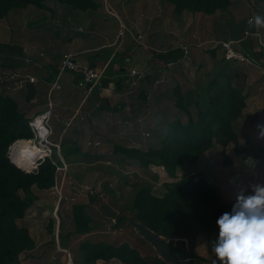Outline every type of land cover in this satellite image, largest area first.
Masks as SVG:
<instances>
[{"label": "rangeland", "instance_id": "374dc122", "mask_svg": "<svg viewBox=\"0 0 264 264\" xmlns=\"http://www.w3.org/2000/svg\"><path fill=\"white\" fill-rule=\"evenodd\" d=\"M96 1L100 3L98 9L78 10L56 0H45L51 10L38 9L33 5L25 8L15 7L5 17L0 18V42L9 44L8 46H0V91L14 97L18 101L20 109L25 111L27 117L30 118L34 111L45 109L42 101H45V93L50 90V84L45 83L44 78L53 77L52 73L56 71V64L59 60V53L56 52L70 46V40L73 42L72 45H75L73 48L79 47V44H90V42L92 45L95 44V47H100L102 43H106L109 39L112 46L113 44L120 45L119 47L118 45L113 46L114 48L125 49L127 45H137L133 41L134 37L138 42L142 43L144 46L143 50L153 52V47H160L155 45L159 42L158 32L161 34L164 31L163 35L166 32L169 35V40L165 35L163 37L164 41H169L168 44L186 46L188 50L191 47L190 53L188 52V55L181 60L184 61L182 63L187 62L190 68L187 66L186 74L179 76L178 88H172L174 96L172 95L171 99L164 100V105H155V108H159L164 115L159 116L158 112L156 115L153 111L148 114L149 118L144 116L140 120L141 123H136L137 125L135 126L136 118L130 119V117L133 115L136 117L137 114L131 110L129 115H127L129 119L126 120L127 127L124 128V133H127V136L131 135L135 129L142 127L145 139L144 144L141 145L144 148L143 150L149 146L158 147L161 144L164 129L170 119L178 116L183 121H186V108L189 109L191 107L193 114H195L198 102H201L203 106L205 105L204 87L208 83L207 81L214 77L216 71L223 84L230 82L235 85H243L244 90L246 91V88H248L247 90L250 93L253 92L250 89L258 85L261 69L264 67H256L254 64L225 60L223 58L226 63L215 69L213 65L219 60L221 62L219 51L204 47L205 43L200 46L198 44L208 40L206 46L210 45V43L216 45L214 40L234 39L240 36L244 29L245 19L253 11H259L261 17H264V0H230V5L226 10L217 9L211 15L202 12L191 13L183 11L178 17L173 12L171 4L161 0H152L151 2L154 4L151 9L152 13L163 15L165 20V24L160 26L165 28L161 29L157 27L158 24L154 21L143 20L142 13H144L145 8H143L141 2H138L139 0ZM107 10H110L112 14L110 15ZM155 21L158 22V20ZM122 24L125 28H123ZM78 27H81L83 31H78ZM119 28L124 29L125 34L116 39L114 34H117ZM261 28H264V25H261ZM126 35L130 36L132 40L129 37H125ZM255 43L256 39L251 38L245 42V45L252 46ZM113 47H101V49L105 48L104 51L115 55L116 52L113 51ZM136 47H139V45ZM99 51L100 48L91 53ZM205 59L204 68H196L199 62ZM253 60L254 62L257 61ZM133 62V60L126 61L127 67ZM228 67L229 70L227 69ZM167 68L163 69V76L164 72H167ZM202 68L207 72L205 76ZM62 72L65 76H68V74L72 75V84L71 79L67 80H70L71 87L75 88L74 71L64 69ZM243 76H249V79L245 82ZM30 79L35 81L33 82ZM156 80H160V78H156ZM27 81L36 84L38 88L37 97L32 101L24 99ZM252 81L253 85L247 87L250 84L249 82ZM61 82L63 83L64 79H61ZM98 86H100L99 83L92 85L96 90H99ZM107 87L113 91L119 90L118 86V89L113 86V83L108 84ZM258 87L260 89V85ZM90 88H86L85 92L90 91ZM131 91L132 93L134 92L133 90ZM60 92L62 93V91ZM60 92H57V96L61 94ZM85 92L83 90L81 93ZM152 94L153 92L149 98V93L148 91L146 92L148 100L152 98ZM76 101L79 100L76 99ZM75 102H71V107H73L72 105ZM154 103L156 101L153 98L150 100V104L154 106ZM93 105L95 103L91 106ZM31 108L33 109L32 112H30ZM160 117L162 118L161 121L157 119ZM164 118L167 119L166 122H162ZM119 119L121 120L122 118ZM154 120L158 121L155 122ZM236 123L245 130L249 127L246 130L247 132L245 131L239 137L240 142L246 141L244 144L255 150L256 143H253L252 122L239 120ZM49 126L55 132V135L50 133L48 137L50 140L60 137L65 132L62 130L64 123L59 121L55 114L50 118ZM68 128H71V126ZM128 139L127 141H129ZM87 140L88 135L81 133L75 136L74 145L68 143L60 149V152L64 151V153L66 150H71L69 151L70 153L79 150V152L83 153L84 159H78V161L85 160L89 164L77 163L78 161L75 160L74 156L67 153L63 154L64 157L66 156L70 160H67L69 163L67 170L58 176L62 195L67 197L62 199L59 204V214H57L59 218H55L54 215L57 194L53 188L39 190L33 185L29 191H19L21 196L31 197L32 204L25 212V215L17 220V223L20 226L28 227L34 244L31 249L21 252L13 264H89L84 262L79 249L80 242L84 240H104L116 244L128 241L149 262L152 261L153 257L159 256L158 251L136 230L134 223L137 221L132 220L134 213L127 209V199H130L131 195L135 194L143 185L151 186V193L159 196L165 190L164 183L177 181L187 175L178 176L175 173V177H170L169 175L168 177L166 176L167 172L161 168L160 175L156 172L155 176V173L152 172L156 170L153 171L151 165L148 166V169L142 168L133 158L112 150L111 144L107 145L105 141H103L105 145L101 147V143L98 149L88 148L86 146ZM262 141L263 139H259L257 145L263 146ZM112 142L118 144L117 140L113 139ZM216 145L218 146L219 144ZM232 148L233 143H229L225 148V153L229 154L233 160L231 165L223 166L222 146L219 145L214 153L211 152L212 156L210 155L211 162L209 165H211L212 173H207L205 176L202 175L212 184L218 185L216 182L224 178L225 183L230 188H235L236 191L241 189L242 186L250 190V183L263 181L264 160L257 162V159L250 157L241 159L233 154ZM89 149H94V151ZM56 153L58 154L59 150L53 148L52 156L56 157ZM74 166H80L77 167L79 170L76 173L72 170ZM253 168L256 170L259 168L255 177ZM197 170L199 169L196 168L191 171L189 175H201V172H197ZM233 173L236 176L232 178L231 176L235 175ZM221 175L222 177H217ZM91 194L96 196L93 202L88 201V197ZM71 197H75V202L86 203V210L92 218V232L90 235L75 233L73 217L70 211L71 201L68 199ZM119 217L121 218L119 219ZM59 219L60 222H57ZM53 221L54 224L52 225ZM216 234L217 231L212 230L206 232L203 236L199 235L202 238L198 240L199 236L196 237L193 250L202 256L203 259H196L193 264H213L214 254L208 246V241L214 239ZM186 260L182 261L185 262ZM94 264L122 263L117 260H97Z\"/></svg>", "mask_w": 264, "mask_h": 264}, {"label": "trees", "instance_id": "16d2710c", "mask_svg": "<svg viewBox=\"0 0 264 264\" xmlns=\"http://www.w3.org/2000/svg\"><path fill=\"white\" fill-rule=\"evenodd\" d=\"M56 1L78 10H96L100 6L96 0ZM161 1L171 4L176 15L183 11L211 15L217 9L226 10L230 5V0ZM29 5L51 10L45 0H0V18L15 7L25 8ZM255 12L260 14L257 10ZM8 45L0 42V46ZM240 48L253 58H263L264 61L263 50L254 51L248 45H241ZM154 54L165 69V64L180 59L183 51L176 48ZM26 88L24 99L31 101L36 89L31 81H27ZM205 95V105L198 108L194 115L185 110L186 121L176 116L167 122L158 147L149 146L143 150L115 143L112 150L128 155L144 169H148L151 164L162 166L170 177H175L177 168L187 162L195 166L198 157L216 144L222 146L223 166L233 162L231 156L225 153L229 143H233V154L241 159L259 158L262 149L257 151L241 143L238 131L234 129V122L242 116L246 105L244 86L230 82L223 84L217 74L206 84ZM28 121L29 117L20 109L18 101L0 91V264H13L21 252L31 249L34 244L28 227L17 223L32 204V198L21 196L19 191H29L33 185L39 190H47L54 185L55 164L50 159L42 161L36 170L25 172L8 157L9 146L13 142L32 137ZM164 185L165 190L159 196L151 193V186L143 185L127 199V209L134 213L132 220L170 239L175 262L167 263L159 256L149 262L136 247L126 241L116 244L104 240L80 242L79 249L84 262L94 264L99 259H113L123 264H193L196 259L202 260L203 257L193 250L196 237L208 231H218L216 219L231 209L235 199L230 203L224 201L220 187L208 182L202 174L187 175ZM95 197L89 195L88 201L93 202ZM71 212L75 233H89L92 230V218L86 210V203H73ZM184 259L187 260L183 262Z\"/></svg>", "mask_w": 264, "mask_h": 264}, {"label": "crops", "instance_id": "0c3cea01", "mask_svg": "<svg viewBox=\"0 0 264 264\" xmlns=\"http://www.w3.org/2000/svg\"><path fill=\"white\" fill-rule=\"evenodd\" d=\"M132 1H134V0H132ZM151 1L152 0H139L138 1V2H141L143 8H145L144 13H142V16L144 17L143 20L144 21H154L155 23L158 24L157 27L159 28L160 26L165 24V20H164L163 15L152 13L151 9L154 6V4ZM146 10H148V11H146ZM178 16L179 15H177V17ZM112 18H114V17H112ZM155 20H158V22ZM115 23H116V21H115ZM161 28H165V27L163 26V27H160L159 29H161ZM161 31H163V30H161ZM162 33H164V31ZM162 33L160 34L158 32L159 42H157L155 44V45L160 46V47H158V48L153 47L152 48L153 52L143 50L144 46L142 45V43L138 42L135 39L133 41L137 45H139V47H136L137 45H135V46H128L127 45V47L125 49L124 48L123 49L122 48H120V49L114 48L118 44L112 43L114 46L113 47L111 45V40H109V39L107 40L106 43L105 42H104V44L102 43L100 45V47L99 46L95 47V44L92 45V43L90 42V44H84V45L79 44L80 45L79 47L73 48L75 45H72L73 42L69 39L70 40L69 41L70 46L64 47V48H62L56 52V53H59V55H58L59 60L57 59L58 62L56 64V68H55L56 71H53V73H52L53 77L51 76L49 78H44V82L47 84H50V82H51L50 80L58 74V72H59L58 65L60 63L61 54L64 51L73 52L75 54L76 60L83 62L84 64H88L89 66L97 67L98 69L101 70L102 75H103V78H102L103 80L102 79L100 80L101 86H98L99 90H96L92 86H88L87 88L91 87L90 91L85 92L86 88H78V87H76L77 86L76 84L74 86L75 88L71 87L72 75L68 74V76L67 75L65 76V75H63V72H62L60 74V77H59L60 88L52 90L50 92L51 93L50 95H49L48 90L45 93L46 95L43 93L46 96V97H44V95H43V97L45 98V101L44 100L42 101V104L45 105V109L49 107L48 103L50 102L51 109H52L51 117L55 114V116L58 117V120L62 121L64 123L62 130H63V132L64 131L65 132L62 135H60V137L51 139V141L56 142L59 145V149H58L59 154H60L62 160L64 161V163L67 164L65 171L67 170L68 165H69V163L67 162V160L69 158H67L66 156L64 157L63 154L67 153L71 156H74L76 158L75 159L76 161H78V159H84V157L82 156L83 153L79 152V150L77 152H74V153H70L69 151H71V150H66L64 153V151L60 152V149L68 143H72L74 145L75 136L79 135L81 133H86L88 135V140H92V141L99 140L102 143L101 147L103 145H105L103 143V141L107 142V145L111 144V146L113 147L115 142L113 143L112 140L114 139V140H117L118 144H120V145L128 146V147H138L140 149H144L143 147H141V145H143L145 142L144 132H143L142 127L135 129L133 131V134H131V135L127 136V133H124V131H125L124 128L127 127L126 126V124H127L126 120L129 119V117L127 115H129V112L131 110H132V112L137 114L136 117L134 115L132 117H130V119L136 118L134 126L137 125L136 123L140 124L141 118H144V116L148 117L149 116L148 114L152 113L153 111L156 113V115L158 112V115L162 116V114H163L162 111H160L159 108L158 109L155 108V105H157V106L164 105V102L168 98H170V99L172 98V95H173L172 88H174V87L178 88L179 76H181V75L183 76V74H186L185 70H186V67L188 66L187 62L182 63L184 61H181V60L188 55V52L190 53V48H191L190 47L189 50L187 48V50L185 51L182 46L168 44L169 43V41H168L169 35L167 34V32L164 34L168 38L167 41H164L163 37H165V36ZM125 37H129L131 39V37L128 35H126ZM236 38H238V36L235 37L234 39H236ZM228 39H232V38H228ZM224 40H227V39H224ZM214 41H216V40H214ZM203 43H205L204 47H210L212 49L219 51V53H220L221 62L219 60V62H217L215 65H213V67H215V69H217V67L221 66V64L226 63L223 60V55H222L223 52L219 46H217L213 43H210V45L206 46V43H208V40L207 41L205 40V42L198 44V46L202 45ZM119 46L120 45H118V47ZM98 47L100 48L99 52L91 53V52L99 49ZM101 47H105V48L113 47V49H114L113 51H115L116 54L115 55L109 54L108 51H104L105 48L101 49ZM176 48H179L180 50L183 51V56L180 59L175 60V62L176 61L177 62L179 61V62L175 63L176 64L175 66L168 67L167 72H164V76H163L162 71L164 69L163 68L164 64H162V62H160V61H157L156 54H154V53H162V52L172 50V49H176ZM128 60H133L134 62L127 67L126 61H128ZM171 61H174V60H171ZM205 63H206V59L201 60V62H199V64L197 65L196 68H198V67L204 68ZM132 69H135V71H137V73L136 74H132L131 72L129 73V70H132ZM227 69L229 70V67ZM160 71H161V73H160ZM202 71L205 73V74H203L205 76L207 74L206 70L203 69ZM73 73H74L73 76L75 78V81L77 82V79L79 78L80 74L78 72H73ZM217 74H218V72L216 71L214 76H217ZM156 78H160L162 80H161V82L154 85V81L156 80ZM61 79H64L63 83L61 82ZM67 79H71V84H70V80H67ZM247 79H249V76H243V80L245 82ZM261 79H262V74H260V80L258 82V85H261ZM102 83H103V85H102ZM110 83H113V86L116 89L119 88V90L113 91L111 88L107 87L108 84H110ZM249 83L250 84H248L247 87H250L249 85H253V81L249 82ZM206 84H205V87H206ZM33 85L36 89V93H35V97L32 100H34L38 94V88H37L36 84H33ZM104 85H106V86H104ZM180 85H182V83H180ZM258 85H256L253 89H250L251 91H253L252 93H250L249 90H247L248 88H246L245 93L247 94V98H246L245 110L243 111L242 116L239 117L234 122V129L236 131H238V134L240 137V136H242V133H244L247 129H249V127L245 130L244 128H241L240 126H238L236 122H239V120H242L244 122H246V121L252 122V125H253L252 126L253 127V131H252L253 143H256L255 148L257 149V151H261V149H262V153L260 152L261 153L260 157L257 158L256 161L261 162L264 160V134L261 133L260 129L257 126L260 124H264V96H263L264 94L261 90V86L259 89ZM117 86H118V88H117ZM103 88H106V89H103ZM81 90L82 91L84 90L85 93H81L82 92ZM131 90H133L134 92L132 93ZM60 91H62V93ZM147 91L153 92L151 99L154 98V100L156 101V103H154V106L150 104L151 99L150 100L146 99V92ZM163 91H164V93H162ZM57 92H60L61 94L57 96ZM252 95H253V97H252ZM204 97H206V95ZM76 99L79 101L75 102ZM71 100L75 102L72 105L73 107H71V102H72ZM93 103H95V105L91 106ZM181 106H184V105H181ZM200 107H203V104L201 102H198L197 103V109ZM189 109L186 108V110L188 112L193 114L191 107ZM32 110L33 109L31 108L30 112H32ZM43 110L44 109H39L37 111H34L31 114V117L38 114L39 112H42ZM119 118H122V119L120 120ZM157 119L161 121L162 118L160 117ZM158 120H154V121L157 122ZM166 120L167 119L164 118V121H162V122H166ZM152 124H154V123H152ZM69 126H71V128H68ZM113 127H115V129H113ZM139 129H141V130H139ZM51 133H52L51 135H55V132L53 130H51ZM127 138H129L128 139L129 141H127ZM259 139H263V141H262L263 146L257 145ZM245 142L246 141H243V143H245ZM134 143H136V144H134ZM218 147H219V145L218 146L214 145L212 148H210L209 150H207L203 154H201L198 157L197 163L195 166L190 164L189 162H187L183 166L178 167L176 170V174L178 176L179 175L180 176L181 175H183V176L189 175L191 173V171L195 170L196 168L199 169V170H197V172H201V174H203L204 176L207 175V173H212L211 168H210L211 165H209V163L211 162L210 155L212 156L211 152L214 153ZM88 148L98 149V148H100V146L99 147H88ZM94 149H89V150L94 151ZM76 161H75V163H76ZM105 162H107V161H105ZM77 163L89 164L85 160L84 161H78ZM151 166L153 167L152 168L153 171L156 170L155 172H152V173H155V176H156V172H157V174L159 173V175H160V169L163 167L159 166V165H153V164H151ZM77 167H80V166H74L72 168V170L75 173L79 170ZM163 170H164V168H163ZM257 170L259 171V168ZM257 170L255 168H253L254 177L257 175ZM263 173H264V165H263ZM233 174H235V173H233ZM166 176H168V174H166ZM235 176H236V174L232 175L231 177L233 178ZM217 177H222V175L217 176ZM216 183H218V185H220L219 187L221 189V194H222L223 200L226 202H229V203L233 202V200L236 197V193H237L238 189L236 191L235 188L234 189H232V187L230 188V186L225 183L224 178L220 181H217ZM70 211H71V206H70ZM57 214H59L58 211H57ZM60 214H61V211H60ZM71 214H72V212H71ZM58 218H59V215H58ZM57 222H60V219L57 220ZM53 224H54V221H53L52 225ZM91 232H92V230L89 233L84 234V235H90ZM200 238H202V237L199 236V238H197V240ZM126 242H128V241H126ZM99 260H101V259H99ZM112 260H110V261H112Z\"/></svg>", "mask_w": 264, "mask_h": 264}, {"label": "built area", "instance_id": "2783aa9c", "mask_svg": "<svg viewBox=\"0 0 264 264\" xmlns=\"http://www.w3.org/2000/svg\"><path fill=\"white\" fill-rule=\"evenodd\" d=\"M107 12L111 15L112 12L110 10H107ZM260 14L253 11L245 21V26L243 29L242 34L236 38V39H227V40H219L215 41L216 45H218L223 52V58L225 60H235L238 62H246L249 64H254L256 67H264V61L263 58L255 59L253 58L249 53H244L243 50L240 48L241 45H245V42H247L251 38L256 39V43L254 44V51H264V28H261V25H257L255 23V17ZM251 21V23H250ZM121 24V23H120ZM123 28L125 26L122 24ZM121 26V27H122ZM78 31H83L81 27H78ZM123 34H125L124 29L119 28L117 31V34H115L116 39L121 37ZM115 39V40H116ZM133 39H135L133 37ZM136 40V39H135ZM183 49L186 51V46H182ZM253 49V48H252ZM257 60L254 62V60ZM259 62V63H257ZM177 61H169L165 64V69L167 67H171L175 65ZM68 69L73 70L74 72H78L80 74L77 82L76 87L78 88H87L88 86H92L94 84L100 83V80L103 78L102 72L97 67L89 66L88 64H84L83 62H80L75 59V54L70 51H64L60 58V64H59V73L55 76V78L50 82V92L54 89H59V77L62 73V70ZM132 74H136L137 71L135 69H132L130 71ZM262 79H261V90L264 94V68L261 69ZM31 81H35L33 79H30ZM160 80H155L154 85L156 83L161 82ZM148 97L150 98L152 91L148 92ZM147 98V95H146ZM148 100V99H147ZM49 107L44 109L42 112H39L38 114L32 116L29 118L28 125L30 127V130L32 132V137L29 138V141H32V143L39 145L40 150L36 153L34 156V162L31 165V168L29 171L25 170L23 167H20L13 158L14 150L13 146L16 145L18 141L21 139L16 140L9 146L8 151V157L9 159L15 163L19 168L24 170L25 172H32L37 169L38 165L44 161L46 158L50 159L53 164H55V175H54V185L53 189L56 191L57 198H56V205L54 208V215L55 218H58L57 211L59 209V204L62 199H66L67 197H64L62 195V190L59 187L58 183V176L62 174L65 171V168L67 167V164L64 163L62 160L60 154L56 153V157L52 156L53 148L56 150L59 149V145L56 142L51 141L48 137L51 133V128L49 126V120L52 115V109L50 102L48 103ZM25 139V138H22ZM101 145V142L99 140H87L86 146L87 147H99ZM108 162V161H107ZM240 186V185H238ZM241 187V186H240ZM242 188H245V186H242ZM92 193V192H90ZM71 202H74L75 197L68 198Z\"/></svg>", "mask_w": 264, "mask_h": 264}, {"label": "clouds", "instance_id": "9594fccd", "mask_svg": "<svg viewBox=\"0 0 264 264\" xmlns=\"http://www.w3.org/2000/svg\"><path fill=\"white\" fill-rule=\"evenodd\" d=\"M255 23L264 25V17L257 15ZM257 127L264 134V124ZM249 189H239L231 209L216 219L217 234L208 241L213 264H264V181Z\"/></svg>", "mask_w": 264, "mask_h": 264}, {"label": "water", "instance_id": "95a60500", "mask_svg": "<svg viewBox=\"0 0 264 264\" xmlns=\"http://www.w3.org/2000/svg\"><path fill=\"white\" fill-rule=\"evenodd\" d=\"M234 180V179H233ZM136 230L159 253V256L167 263L175 262V254L170 239L159 235L140 222L134 223Z\"/></svg>", "mask_w": 264, "mask_h": 264}, {"label": "bare ground", "instance_id": "6f19581e", "mask_svg": "<svg viewBox=\"0 0 264 264\" xmlns=\"http://www.w3.org/2000/svg\"><path fill=\"white\" fill-rule=\"evenodd\" d=\"M17 144L13 146L15 162L23 167L25 170L29 171L32 163L34 162V156L40 150L39 145L32 143L28 139H21L16 142Z\"/></svg>", "mask_w": 264, "mask_h": 264}]
</instances>
